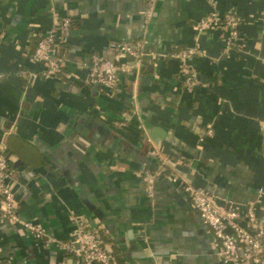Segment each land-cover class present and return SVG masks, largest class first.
Instances as JSON below:
<instances>
[{
	"label": "crops",
	"instance_id": "1",
	"mask_svg": "<svg viewBox=\"0 0 264 264\" xmlns=\"http://www.w3.org/2000/svg\"><path fill=\"white\" fill-rule=\"evenodd\" d=\"M210 1L158 0L147 23L146 0H0V147L22 221L0 213V264H77L68 245L81 221L100 229L114 264H224L174 175L221 207L254 204L264 223V0H216L242 16L230 49L225 28H195ZM66 17L56 48L67 60L46 78L32 54ZM136 39L147 55L139 74L121 73L119 95L89 84L94 54L114 59V42ZM192 45L205 53L189 60L198 79L188 88L177 53ZM208 123L214 134L201 141ZM152 127L171 162L149 197Z\"/></svg>",
	"mask_w": 264,
	"mask_h": 264
},
{
	"label": "built area",
	"instance_id": "2",
	"mask_svg": "<svg viewBox=\"0 0 264 264\" xmlns=\"http://www.w3.org/2000/svg\"><path fill=\"white\" fill-rule=\"evenodd\" d=\"M146 2L148 6L144 20L148 23L153 17L158 0ZM210 5L208 14L195 22V28L199 32L205 29L225 28L228 32L226 48L230 49L232 42L240 36L242 16L235 9L220 10L216 0H211ZM56 23L58 24L56 27L40 34L32 54L34 62L41 64V72L46 78L58 75L67 60V56L56 47L60 43L59 30H68L72 21L66 17ZM112 48L116 53L114 59L93 55L87 80L89 84L99 85L107 95L114 97L121 92V73L139 74L143 57L147 52L143 39L118 40L112 44ZM204 53L197 45L188 46L177 53L184 63L182 73L188 88H192L198 79L197 72L189 64V60ZM116 124L123 127L128 123L121 120ZM213 134L214 127L208 123L200 134V140L203 141ZM148 140L151 145L148 155L157 161V169L145 170L143 183L146 194L154 197L157 175L165 171L171 161L150 137ZM10 161L8 149L0 147V213L12 223H22L18 201L9 184L14 173ZM172 181L181 184L191 206L198 211L202 222L211 228L218 242V254L224 264H264V223L254 204L246 207H221L215 202L209 190L184 180L183 182L177 175L172 176ZM23 226L34 238L40 240L45 237V229L41 222L25 221ZM68 248L75 254L77 264H114L112 249L104 242L100 229L91 228L85 222L79 223Z\"/></svg>",
	"mask_w": 264,
	"mask_h": 264
},
{
	"label": "water",
	"instance_id": "3",
	"mask_svg": "<svg viewBox=\"0 0 264 264\" xmlns=\"http://www.w3.org/2000/svg\"><path fill=\"white\" fill-rule=\"evenodd\" d=\"M150 137L155 141V143L159 144L162 138L165 136V131L160 127H152L148 129Z\"/></svg>",
	"mask_w": 264,
	"mask_h": 264
},
{
	"label": "trees",
	"instance_id": "4",
	"mask_svg": "<svg viewBox=\"0 0 264 264\" xmlns=\"http://www.w3.org/2000/svg\"><path fill=\"white\" fill-rule=\"evenodd\" d=\"M11 162V161H10ZM11 165V164H10Z\"/></svg>",
	"mask_w": 264,
	"mask_h": 264
}]
</instances>
